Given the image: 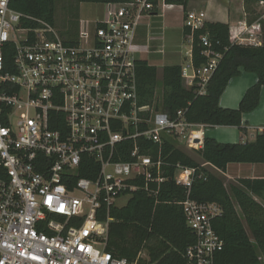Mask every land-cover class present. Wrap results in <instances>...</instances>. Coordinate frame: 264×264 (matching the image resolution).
Instances as JSON below:
<instances>
[{
	"label": "built area",
	"instance_id": "1",
	"mask_svg": "<svg viewBox=\"0 0 264 264\" xmlns=\"http://www.w3.org/2000/svg\"><path fill=\"white\" fill-rule=\"evenodd\" d=\"M105 6L102 19L82 21L75 38L60 39L48 23L0 0V264H130L106 249L110 210L139 191L157 204L170 180L186 193L176 204L194 236L187 264H214L222 241L212 222L221 209L191 199L190 191L222 172L203 162L172 165L163 153L178 142L200 150L209 127L188 122L186 110L140 111L135 38L157 6L153 0ZM257 7L258 19L239 27L235 44L261 45L264 2ZM24 20L36 26L24 27ZM204 23L200 12L184 16L189 60L181 77L200 95L222 58L204 34L205 63L194 68L192 36ZM82 170L90 177H80Z\"/></svg>",
	"mask_w": 264,
	"mask_h": 264
},
{
	"label": "trees",
	"instance_id": "2",
	"mask_svg": "<svg viewBox=\"0 0 264 264\" xmlns=\"http://www.w3.org/2000/svg\"><path fill=\"white\" fill-rule=\"evenodd\" d=\"M58 0H11V8L35 20L54 25L55 3ZM94 3H120L125 0H79ZM189 0H165L167 4L186 7ZM248 14L252 7L264 0H242ZM156 5L155 2H153ZM255 17V16H254ZM259 17V16H258ZM255 18L249 19L248 24ZM24 27H35L33 21H23ZM261 45L258 47L235 44L228 25L205 22L192 36V64L198 68L205 63L201 56L199 38L207 34L213 50L222 58L213 73L206 92L197 93V88H186L181 77V67L165 66L160 73L144 60L135 64L138 103L156 111L175 115L186 110V120L209 128L235 127L246 133L242 115L254 111L264 87V22H261ZM184 28V36L189 35ZM240 70L253 73L257 83L249 88L241 99L238 109L219 107V99L228 82L240 75ZM164 155L172 165L177 163L196 167L209 163L225 173L231 164L264 166V129L257 133L253 142L222 144L205 137L195 157L167 144ZM80 177H90L86 170ZM173 175V168L167 170ZM185 190L172 180L162 184L158 203L146 193L136 192L120 208H112V221L108 226L107 251L115 257L125 258L130 264H187L186 250L194 243V236L187 228L185 216L177 202L185 199ZM190 198L197 202L215 203L221 215L212 222V227L222 241V249L214 256V264H264V178H238L226 185L223 178L209 173L205 182H195ZM146 259L141 258L142 254Z\"/></svg>",
	"mask_w": 264,
	"mask_h": 264
},
{
	"label": "crops",
	"instance_id": "3",
	"mask_svg": "<svg viewBox=\"0 0 264 264\" xmlns=\"http://www.w3.org/2000/svg\"><path fill=\"white\" fill-rule=\"evenodd\" d=\"M157 9L150 18H146L147 24L141 23L136 32L135 44L143 54H158L164 52V44L177 36L179 45L189 42L184 36V16L188 12H200L204 15V21L208 23H221L228 25L232 38L236 36L239 27L243 23L248 24L247 15L242 0H189L185 8L178 5L167 4L163 0H153ZM257 6V4L254 7ZM252 7V9H253ZM180 10L181 16L172 15L174 10ZM142 21V22H143ZM182 46V45H181ZM183 45V49L186 47ZM189 49V48H188ZM187 49V50H188ZM186 50V51H187ZM185 51V53H186ZM142 60V59H141ZM186 62V58L184 59ZM182 67V66H180ZM157 69V68H156ZM162 70V69H161ZM160 70V71H161ZM158 70V73H160ZM257 83V77L253 73L240 70V75L232 78L219 99V107L222 109L236 110L246 91ZM242 125L246 126V133H240L235 127H214L206 130V137L214 139L222 144H244L253 142L257 133L264 129V87L260 91L258 107L242 115ZM235 169L238 172H247L246 176L237 175L238 178H257L264 175L263 165L231 164L228 171ZM262 174V176H259Z\"/></svg>",
	"mask_w": 264,
	"mask_h": 264
},
{
	"label": "rangeland",
	"instance_id": "4",
	"mask_svg": "<svg viewBox=\"0 0 264 264\" xmlns=\"http://www.w3.org/2000/svg\"><path fill=\"white\" fill-rule=\"evenodd\" d=\"M105 4L94 2H81L79 0H58L55 3L54 11V25L52 26L60 39L75 38L80 22H93L96 19H102L105 14ZM254 14L247 15V20L258 17L260 9L256 6L252 9ZM182 12L178 9L172 12V15L181 16ZM255 16V17H254ZM145 25L147 20L142 22ZM179 38L177 36L171 37L166 44H164V52L158 54H143L139 58L146 61L149 65L154 66L157 70H161L165 66H186L188 62L184 61L186 58L185 51L189 48L186 44L179 45ZM186 47V49H183ZM153 110H155L153 108ZM209 129V128H208ZM177 148L183 152L195 157L194 152L188 149L184 143L178 142ZM196 158V157H195ZM244 166V165H243ZM213 174L223 178L226 185L233 183L237 175L246 176L247 172H238L237 169L233 172L231 169L225 173L212 172ZM262 176V174H259ZM129 201V197H121L116 201L117 206H124ZM141 258L146 259L143 253Z\"/></svg>",
	"mask_w": 264,
	"mask_h": 264
},
{
	"label": "water",
	"instance_id": "5",
	"mask_svg": "<svg viewBox=\"0 0 264 264\" xmlns=\"http://www.w3.org/2000/svg\"><path fill=\"white\" fill-rule=\"evenodd\" d=\"M148 110H149V107H144L140 109L141 112H147Z\"/></svg>",
	"mask_w": 264,
	"mask_h": 264
}]
</instances>
